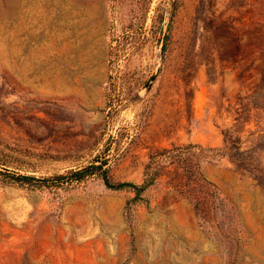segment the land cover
<instances>
[{
	"label": "rangeland",
	"instance_id": "1",
	"mask_svg": "<svg viewBox=\"0 0 264 264\" xmlns=\"http://www.w3.org/2000/svg\"><path fill=\"white\" fill-rule=\"evenodd\" d=\"M101 160L0 174V264H264V0H0V170Z\"/></svg>",
	"mask_w": 264,
	"mask_h": 264
},
{
	"label": "trees",
	"instance_id": "2",
	"mask_svg": "<svg viewBox=\"0 0 264 264\" xmlns=\"http://www.w3.org/2000/svg\"><path fill=\"white\" fill-rule=\"evenodd\" d=\"M164 50V44L163 49ZM106 161L101 160L99 164L91 163L78 169L68 170L66 173L55 174L47 177H36L30 174H18L11 173L7 170H0V174L3 175V179L8 183H15L20 186L27 187H49L52 185H58L65 181L81 180L86 176L96 175L98 176L103 184L112 190H128L134 193L133 197L130 198L129 202L135 203L143 200L142 194L154 183L156 179L155 167L151 166V162L147 163L143 171V179L141 183H135L131 181L114 182L108 173V168L105 167Z\"/></svg>",
	"mask_w": 264,
	"mask_h": 264
},
{
	"label": "water",
	"instance_id": "3",
	"mask_svg": "<svg viewBox=\"0 0 264 264\" xmlns=\"http://www.w3.org/2000/svg\"><path fill=\"white\" fill-rule=\"evenodd\" d=\"M163 44H164V38H163V41H162V44L160 45V48L159 50L161 51L162 53V49H163ZM158 71H159V66L156 67L155 71L153 72V74L150 76V78L148 79V81L146 82L144 88H143V94H145L146 92H148V90L150 89L153 81L155 80L157 74H158Z\"/></svg>",
	"mask_w": 264,
	"mask_h": 264
}]
</instances>
